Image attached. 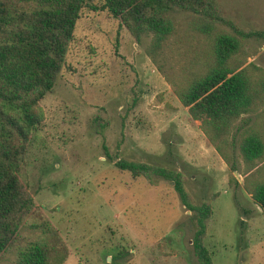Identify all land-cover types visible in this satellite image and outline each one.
Wrapping results in <instances>:
<instances>
[{"label":"rangeland","instance_id":"374dc122","mask_svg":"<svg viewBox=\"0 0 264 264\" xmlns=\"http://www.w3.org/2000/svg\"><path fill=\"white\" fill-rule=\"evenodd\" d=\"M217 1L241 27L264 28V0ZM172 12L175 30L152 59L150 36L136 41L106 9L83 7L40 99L43 118L20 174L66 248L62 264H200L193 216L170 180L132 176L117 157L177 169L195 201L211 202L203 241L213 264H264V216L240 186L242 163L231 186L229 166L173 90L172 80L203 69L208 41L184 11ZM243 48L244 64L264 68L263 40L248 38ZM261 109L237 125L254 121L262 138Z\"/></svg>","mask_w":264,"mask_h":264},{"label":"trees","instance_id":"16d2710c","mask_svg":"<svg viewBox=\"0 0 264 264\" xmlns=\"http://www.w3.org/2000/svg\"><path fill=\"white\" fill-rule=\"evenodd\" d=\"M106 9L131 36H150L145 52L155 58L175 30L173 10H182L191 27L207 41L202 70L172 80L179 101L232 171L240 165L242 189L264 216V141L253 124L237 125L242 114L258 113L264 104V68L246 64L244 42L264 41V28H244L223 14L217 0H0V262L62 264L67 251L55 227L21 179L28 141L43 118L40 99L54 85L80 11ZM259 70V71H258ZM241 127V128H240ZM132 176L170 180L193 216L191 244L200 264H213L203 238L212 212L208 199L195 201L185 175L174 168L124 157L114 159Z\"/></svg>","mask_w":264,"mask_h":264},{"label":"crops","instance_id":"0c3cea01","mask_svg":"<svg viewBox=\"0 0 264 264\" xmlns=\"http://www.w3.org/2000/svg\"><path fill=\"white\" fill-rule=\"evenodd\" d=\"M262 141H264V130H263V133H262ZM259 164H262V168L263 169H261V172L259 171V173H258V176L260 177V178H263L264 179V160L262 161V162H260ZM238 178V180L239 181H241V178H240V176H238L237 177ZM234 193V196H235V192H237L235 189H234V191H233ZM258 207V206H257ZM259 209H260V207H258Z\"/></svg>","mask_w":264,"mask_h":264},{"label":"water","instance_id":"95a60500","mask_svg":"<svg viewBox=\"0 0 264 264\" xmlns=\"http://www.w3.org/2000/svg\"><path fill=\"white\" fill-rule=\"evenodd\" d=\"M237 177H238V175H237ZM188 212H190V211L188 210Z\"/></svg>","mask_w":264,"mask_h":264}]
</instances>
